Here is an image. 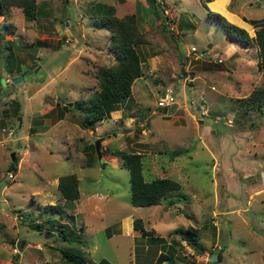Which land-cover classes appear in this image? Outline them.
Instances as JSON below:
<instances>
[{"label": "rangeland", "instance_id": "obj_1", "mask_svg": "<svg viewBox=\"0 0 264 264\" xmlns=\"http://www.w3.org/2000/svg\"><path fill=\"white\" fill-rule=\"evenodd\" d=\"M36 1L35 19L17 7L0 14V264H68L60 247L87 264H156L161 251L170 255L159 264H264V107L243 100L264 73L256 45L232 39L207 13L212 6L254 35L264 0H157L156 9L148 0H94L118 16L136 12L147 38L136 45L143 73L131 96L94 130L63 104L89 96L95 70L115 62L109 30L94 26L91 0ZM167 88L173 103L158 105ZM121 150L142 153L145 179L170 176L181 187L158 204L133 205ZM70 172L80 196L68 204L57 184ZM49 203L67 214L45 210ZM137 217L158 237L135 229ZM187 226L198 227L202 253L176 231ZM62 227L71 240L57 235Z\"/></svg>", "mask_w": 264, "mask_h": 264}, {"label": "trees", "instance_id": "obj_2", "mask_svg": "<svg viewBox=\"0 0 264 264\" xmlns=\"http://www.w3.org/2000/svg\"><path fill=\"white\" fill-rule=\"evenodd\" d=\"M148 1L149 4H152L150 0ZM204 1L208 2L210 0ZM157 3V0H155L154 4H152L155 9ZM12 7L20 8L26 20L35 19L41 12V6L36 0H0V14L8 16ZM86 9L87 13L93 17L94 26L109 30L110 48L116 60L110 65H101L95 70L94 76L97 78L98 84L97 88L89 96L79 97L73 101L72 106L64 102L63 107L76 109L78 111V120L85 127L94 130L97 122L109 117L112 111L120 108L119 104L131 96L133 80L143 73L141 55L136 49V45L144 43L147 38L139 27L136 12L118 16L115 13L113 4L94 0L88 2ZM207 13L212 17L218 18L226 32L233 37L232 39L246 44V46L256 45L258 67L264 73V16L252 19L251 23L255 27V32L254 35H250L244 27L229 21L223 14L211 10L209 7ZM13 31V24H5V32ZM243 100L246 109L264 107V81L255 86ZM89 147H93V144L91 143ZM117 154L121 158L122 165L129 171L130 201L133 205L158 204L168 194L181 187L180 182L170 176H156L151 179H145L142 153L140 151L121 150ZM15 169L13 162L10 164L9 170ZM57 186L68 204L69 201H73L80 196L79 182L75 173L70 172L60 175ZM43 208L51 212H58L60 215L67 214L60 204L49 203L45 204ZM133 222L134 228L139 229L142 235L158 237L153 236L152 232L145 228L141 217L134 218ZM33 227L40 232L44 231L43 224L39 222H33ZM70 231L71 229L62 227L57 231V235L63 239L71 240L68 237ZM176 231H180L181 238L185 239L188 244L189 241L197 244L198 227H180ZM172 241L179 243L174 238H172ZM59 250L68 261V264H87V257L79 250L70 247H60ZM169 255L167 252L161 251L155 263L159 264Z\"/></svg>", "mask_w": 264, "mask_h": 264}, {"label": "water", "instance_id": "obj_3", "mask_svg": "<svg viewBox=\"0 0 264 264\" xmlns=\"http://www.w3.org/2000/svg\"><path fill=\"white\" fill-rule=\"evenodd\" d=\"M150 2H151L152 4H154L155 0H150ZM21 78H22L21 75L13 76V77H12V82L16 83V82H18ZM17 118H18V120H19V122H18V126L20 127V126H21V116L18 115ZM99 143H100V138H97V139L95 140V142H94V145H95V149H96V152H97L98 158L100 159V158H101V154H100V149H99ZM14 156H15V153H14V151H12V152H11V158L14 159ZM52 234H53V232H51V231H47V232H45V236L52 235ZM24 241H25V240H21L20 247L24 244ZM189 245H190L192 248H195L197 252H199V253H202V252H203V249H201V248H199V247H196L195 242H193V241H189ZM214 255H215V253H212V254H211V257H210V258H211L212 260L215 258Z\"/></svg>", "mask_w": 264, "mask_h": 264}, {"label": "built area", "instance_id": "obj_4", "mask_svg": "<svg viewBox=\"0 0 264 264\" xmlns=\"http://www.w3.org/2000/svg\"><path fill=\"white\" fill-rule=\"evenodd\" d=\"M192 49L194 50L195 47L192 46ZM221 58H218L217 60H220ZM169 88H167L159 97V101H158V105H161L163 106L164 104H169V103H173L172 100H173V96L170 94L169 92ZM2 130H6V128H2ZM8 133L9 134H12L13 133V130L12 128H9L8 130Z\"/></svg>", "mask_w": 264, "mask_h": 264}, {"label": "crops", "instance_id": "obj_5", "mask_svg": "<svg viewBox=\"0 0 264 264\" xmlns=\"http://www.w3.org/2000/svg\"><path fill=\"white\" fill-rule=\"evenodd\" d=\"M209 3H210V1L207 2V5H210ZM209 7L212 8V6H209ZM224 8H225V7H224ZM209 9H210V8H209ZM212 9H213V8H212ZM88 129H89V128H88ZM95 129H97V127H95ZM89 130H92V129H89ZM262 178H264V174H263ZM262 180H264V179H262ZM126 216H128V215L125 214L124 217H126ZM126 220H127V219H126ZM126 220H125V221H126ZM125 221H124V222H125ZM125 225H126V226H129V223H127V222H126L125 224L123 223V224L121 225V228L124 229V226H125ZM126 226H125V227H126Z\"/></svg>", "mask_w": 264, "mask_h": 264}]
</instances>
